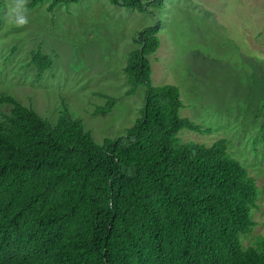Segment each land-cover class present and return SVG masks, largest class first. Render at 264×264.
I'll use <instances>...</instances> for the list:
<instances>
[{
	"label": "trees",
	"instance_id": "16d2710c",
	"mask_svg": "<svg viewBox=\"0 0 264 264\" xmlns=\"http://www.w3.org/2000/svg\"><path fill=\"white\" fill-rule=\"evenodd\" d=\"M41 0H24L26 11ZM50 0L49 12L62 2ZM138 12L163 0H109ZM1 6V0H0ZM159 20L139 29L123 66L125 95L144 87L140 116L116 138L97 143L64 107L49 122L2 93L0 117V264H264V236L244 246L258 195L255 179L227 150L181 141L182 129L206 133L181 116L179 88L153 85L148 55ZM37 77L51 66L40 48ZM94 113L111 111L117 97Z\"/></svg>",
	"mask_w": 264,
	"mask_h": 264
},
{
	"label": "rangeland",
	"instance_id": "374dc122",
	"mask_svg": "<svg viewBox=\"0 0 264 264\" xmlns=\"http://www.w3.org/2000/svg\"><path fill=\"white\" fill-rule=\"evenodd\" d=\"M49 1L26 11L18 0H1L0 95H12L52 124L66 107L97 143L116 138L143 104V86L125 95L123 66L135 47L132 38L159 20L160 45L148 55L152 84L176 85L179 114L209 129H182L181 141L210 145L223 137L254 177V226L241 242L264 236V0H163L151 12L109 0L62 2L49 12ZM18 13L28 21L23 26L15 24ZM37 48L51 59L39 77L30 62ZM97 92L118 98L111 111L94 113L105 103ZM11 107L0 103V117Z\"/></svg>",
	"mask_w": 264,
	"mask_h": 264
},
{
	"label": "clouds",
	"instance_id": "9594fccd",
	"mask_svg": "<svg viewBox=\"0 0 264 264\" xmlns=\"http://www.w3.org/2000/svg\"><path fill=\"white\" fill-rule=\"evenodd\" d=\"M24 3V0H18V9L19 7ZM27 19L25 17V15L23 14H17L16 17H15V24L18 25V26H23L27 23Z\"/></svg>",
	"mask_w": 264,
	"mask_h": 264
}]
</instances>
